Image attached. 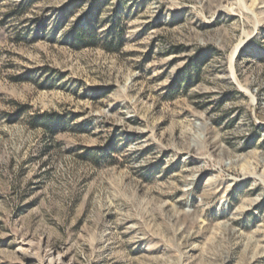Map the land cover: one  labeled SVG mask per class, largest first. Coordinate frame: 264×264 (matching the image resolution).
I'll return each mask as SVG.
<instances>
[{"label": "rangeland", "instance_id": "374dc122", "mask_svg": "<svg viewBox=\"0 0 264 264\" xmlns=\"http://www.w3.org/2000/svg\"><path fill=\"white\" fill-rule=\"evenodd\" d=\"M0 264H264V0H0Z\"/></svg>", "mask_w": 264, "mask_h": 264}, {"label": "trees", "instance_id": "16d2710c", "mask_svg": "<svg viewBox=\"0 0 264 264\" xmlns=\"http://www.w3.org/2000/svg\"><path fill=\"white\" fill-rule=\"evenodd\" d=\"M46 127L51 128V121L50 119H46L45 124Z\"/></svg>", "mask_w": 264, "mask_h": 264}, {"label": "bare ground", "instance_id": "6f19581e", "mask_svg": "<svg viewBox=\"0 0 264 264\" xmlns=\"http://www.w3.org/2000/svg\"><path fill=\"white\" fill-rule=\"evenodd\" d=\"M232 60H233V56H232ZM232 60H231V61H232ZM231 63H232V62H231Z\"/></svg>", "mask_w": 264, "mask_h": 264}]
</instances>
